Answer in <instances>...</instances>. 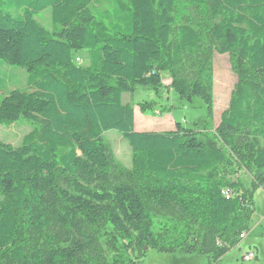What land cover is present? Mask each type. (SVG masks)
Segmentation results:
<instances>
[{"label":"trees","instance_id":"obj_1","mask_svg":"<svg viewBox=\"0 0 264 264\" xmlns=\"http://www.w3.org/2000/svg\"><path fill=\"white\" fill-rule=\"evenodd\" d=\"M105 1L0 0V66L25 69L31 90L0 94V123L33 125L19 146L0 141V264H141L153 249L215 264L255 210L240 172L264 189V0ZM48 8L53 32L36 19ZM214 52L237 75L218 125L137 131L123 96L165 74L214 117ZM155 110L168 109L140 104Z\"/></svg>","mask_w":264,"mask_h":264},{"label":"rangeland","instance_id":"obj_2","mask_svg":"<svg viewBox=\"0 0 264 264\" xmlns=\"http://www.w3.org/2000/svg\"><path fill=\"white\" fill-rule=\"evenodd\" d=\"M110 7V3L99 0L95 7L99 11H104ZM38 22L50 32L57 28L52 21L51 9L48 8L36 16ZM83 65L88 63V52L81 53ZM214 65V117L208 118L205 103L202 98L191 99L181 97L172 90L170 77L164 75V87L159 90L151 88L137 87L133 93H126L123 96L124 102L132 104L135 110V128L140 125L143 130H169L175 127L176 122L182 123L187 128L199 130L211 129L218 125L222 112L228 107L231 92L237 82V75L233 70L232 61L229 54L213 53ZM27 71L25 69L10 66H0V76L6 79V85L0 94L9 93L12 90L29 93L31 90L27 85ZM153 103L156 107L168 109L167 113L154 112L143 113L140 111L141 103ZM33 130V125L21 119L12 124L0 123V141L19 146L23 137ZM137 130V128H136ZM138 131V130H137ZM104 138L112 148L115 159L126 168L132 166V148L129 142L117 130H110L104 134ZM241 180V190L249 192L254 202V212L249 221L247 238L240 241L239 245L232 248L221 260L215 264H264V189L255 187L250 173L242 170L239 174ZM245 234V235H246ZM251 251L256 257L251 261H246L244 256ZM179 254V253H177ZM170 253H161L157 250L147 252L141 264H209L205 255H184L179 260L173 261L167 257ZM165 258V259H164ZM167 258V259H166ZM170 258V257H169ZM129 264V263H126Z\"/></svg>","mask_w":264,"mask_h":264},{"label":"built area","instance_id":"obj_3","mask_svg":"<svg viewBox=\"0 0 264 264\" xmlns=\"http://www.w3.org/2000/svg\"><path fill=\"white\" fill-rule=\"evenodd\" d=\"M76 62H77V63H82V62H83L82 57L78 56V57L76 58ZM224 194H225L226 198H228V199H229L231 196H233V192H232L231 190H229V189H226V190L224 191ZM244 237H245V234H242V235H241V238H244ZM255 257H256V254H255V252H253V251H251L250 253H247V254L244 256V258H245L246 261H250V260L254 259Z\"/></svg>","mask_w":264,"mask_h":264},{"label":"crops","instance_id":"obj_4","mask_svg":"<svg viewBox=\"0 0 264 264\" xmlns=\"http://www.w3.org/2000/svg\"><path fill=\"white\" fill-rule=\"evenodd\" d=\"M174 123L176 124V121H174ZM135 126H136V124H135ZM215 127H216V126H215ZM136 128H137L138 131H144V130H143V126L140 125V124H139V126L136 127ZM136 128H135V129H136ZM174 128H175V127H174ZM174 128L171 127L170 129H174ZM170 129H169V130H170ZM245 238H247V234L245 235V237H244L243 239H245ZM170 255H171V256H168L167 258H168V259H172L173 261L181 259V258H180L181 256H179V254H177V253H170ZM184 255H185V254H184ZM193 255H195V254H193ZM169 257H170V258H169ZM167 258H166V259H167ZM222 258H223V257H222ZM222 258H221V259H222ZM164 259H165V258H164ZM221 259H220V260H221ZM207 261H208V259H207ZM250 261H251V260H250Z\"/></svg>","mask_w":264,"mask_h":264}]
</instances>
